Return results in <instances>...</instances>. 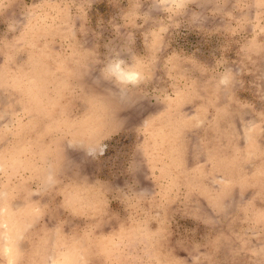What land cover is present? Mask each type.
I'll return each mask as SVG.
<instances>
[{"label": "rangeland", "instance_id": "rangeland-1", "mask_svg": "<svg viewBox=\"0 0 264 264\" xmlns=\"http://www.w3.org/2000/svg\"><path fill=\"white\" fill-rule=\"evenodd\" d=\"M0 264H264V0H0Z\"/></svg>", "mask_w": 264, "mask_h": 264}, {"label": "clouds", "instance_id": "clouds-1", "mask_svg": "<svg viewBox=\"0 0 264 264\" xmlns=\"http://www.w3.org/2000/svg\"><path fill=\"white\" fill-rule=\"evenodd\" d=\"M106 77L112 78L120 85H137L142 79V73L126 66L123 59H113L110 61L104 70Z\"/></svg>", "mask_w": 264, "mask_h": 264}]
</instances>
